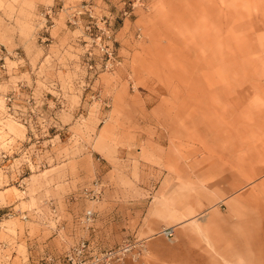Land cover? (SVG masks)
Wrapping results in <instances>:
<instances>
[{"label": "rangeland", "instance_id": "374dc122", "mask_svg": "<svg viewBox=\"0 0 264 264\" xmlns=\"http://www.w3.org/2000/svg\"><path fill=\"white\" fill-rule=\"evenodd\" d=\"M82 1L110 71L66 21ZM83 237L134 243L110 264H264V0H0V264Z\"/></svg>", "mask_w": 264, "mask_h": 264}, {"label": "built area", "instance_id": "2783aa9c", "mask_svg": "<svg viewBox=\"0 0 264 264\" xmlns=\"http://www.w3.org/2000/svg\"><path fill=\"white\" fill-rule=\"evenodd\" d=\"M144 2V0H122L123 15H130L136 3ZM64 7L63 5L61 6ZM52 7H49V12ZM67 23L71 26H81L82 42L84 46V60L89 68H92V60L94 55L99 56L100 67L105 70H112L116 67L117 55L111 39L113 33V21L110 17L96 13L92 2L82 1L78 5L66 7ZM48 12V11H47ZM11 96L7 101H11ZM14 117L27 123V118L24 113L16 112ZM91 211L85 212V221H91ZM162 233L165 236L171 235L173 232L170 229H164ZM134 243L129 241L124 242L115 249L98 252L94 255H89V246L86 241H81L78 246L71 248L60 259L58 264H110L114 261L122 262L125 256L130 253L131 257H136L132 249ZM44 264H55L53 259L49 258Z\"/></svg>", "mask_w": 264, "mask_h": 264}, {"label": "crops", "instance_id": "0c3cea01", "mask_svg": "<svg viewBox=\"0 0 264 264\" xmlns=\"http://www.w3.org/2000/svg\"><path fill=\"white\" fill-rule=\"evenodd\" d=\"M112 1V0H111ZM113 3V2H112ZM111 3V4H112ZM116 5V4H115ZM24 127V126H23ZM87 223V222H86ZM62 224V223H61ZM77 222L75 221V223H73V227L72 228H77ZM63 225V224H62ZM67 226V224L65 225V227ZM85 227H86V229H84V228H82V231L84 232V234L85 235H88V233L89 232H87V231H89L88 230V225L86 226V225H84ZM74 233H75V230H74ZM23 236L25 237V241H26V243L27 244H29L30 243V241H29V237L27 236V233L24 231V233H23ZM76 236V235H75ZM88 239V240H87ZM81 241H86L87 242V244H88V246H89V249H90V251H89V255H94V254H96V253H98V252H101V251H106V250H108V249H110L111 247H109V248H104V247H102V245H99L98 243L96 244V242H94V241H92L91 239H89V238H86V237H83V238H79L73 245H72V248L73 247H75V246H78V244L81 242ZM61 255V253L60 254H53V253H43V255H41V259L43 258V259H49V258H52L53 259V261H54V263L55 264H58V257ZM13 256H14V254H13ZM61 257V256H60Z\"/></svg>", "mask_w": 264, "mask_h": 264}]
</instances>
